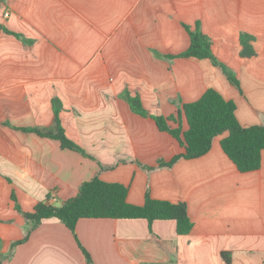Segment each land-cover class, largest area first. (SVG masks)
<instances>
[{"label":"crops","instance_id":"1","mask_svg":"<svg viewBox=\"0 0 264 264\" xmlns=\"http://www.w3.org/2000/svg\"><path fill=\"white\" fill-rule=\"evenodd\" d=\"M187 29L210 39L239 87L210 60L180 57ZM242 35L251 58L239 56ZM208 89L235 104L242 127L264 125V0H0V264H89L85 253L91 264H264V151L241 173L225 133L200 158L158 166L184 148L153 117L177 116ZM53 100L82 152L24 131L54 126ZM168 124L188 128L183 115ZM95 177L125 186L134 206L146 195L186 204L190 233L170 220L83 218L72 234L24 218Z\"/></svg>","mask_w":264,"mask_h":264},{"label":"trees","instance_id":"2","mask_svg":"<svg viewBox=\"0 0 264 264\" xmlns=\"http://www.w3.org/2000/svg\"><path fill=\"white\" fill-rule=\"evenodd\" d=\"M191 43L189 49L180 55L184 58L208 59L213 65L222 69L231 84L239 87L238 81L231 71L219 63L211 51L210 39L198 29L189 31ZM253 38L240 36L241 58H251L255 55L253 50ZM131 110L140 115L147 116L139 98L127 97ZM54 126L52 128L24 129L45 138L58 140L63 149L82 152L71 140H69L58 120L61 105L53 100ZM235 104L225 100L214 89H208L196 101L182 106V112L177 116H155V121L160 131L170 134L184 148V153L174 157L170 162L159 161V167H170L177 160L197 159L205 155L212 146L213 140L223 134H227L220 141L224 154L241 173L256 171L261 165V154L264 151V125L242 127L235 115ZM186 119L188 128L182 132L181 128H171L169 122H177L180 116ZM150 169V168H149ZM127 188L117 183H106L95 177L83 182L75 197L64 201L60 206L48 205L39 202L31 213H24L25 219L30 220L33 228L43 220L56 219L67 227L72 234L79 219H143L149 225L155 221H174L176 232L179 235H187L192 229V222L188 216L187 206L184 203H170L154 200L148 195L142 206H134L126 201ZM13 200L14 197L12 196ZM17 209L20 211L19 207ZM26 237L24 238V240ZM21 242L13 244L12 248ZM86 261L91 264L88 254ZM225 258V255H223Z\"/></svg>","mask_w":264,"mask_h":264}]
</instances>
